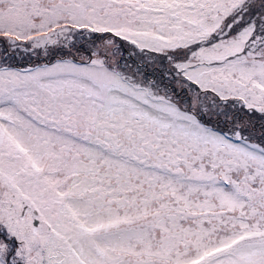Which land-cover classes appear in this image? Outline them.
Wrapping results in <instances>:
<instances>
[{
	"label": "snow or ice",
	"instance_id": "obj_1",
	"mask_svg": "<svg viewBox=\"0 0 264 264\" xmlns=\"http://www.w3.org/2000/svg\"><path fill=\"white\" fill-rule=\"evenodd\" d=\"M0 264H264V0H0Z\"/></svg>",
	"mask_w": 264,
	"mask_h": 264
}]
</instances>
